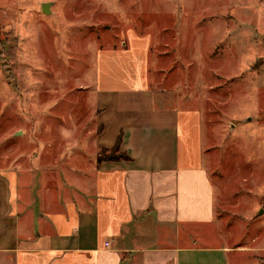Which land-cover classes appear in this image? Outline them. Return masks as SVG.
I'll return each mask as SVG.
<instances>
[{
	"label": "rangeland",
	"instance_id": "obj_1",
	"mask_svg": "<svg viewBox=\"0 0 264 264\" xmlns=\"http://www.w3.org/2000/svg\"><path fill=\"white\" fill-rule=\"evenodd\" d=\"M258 57L264 0H0V169L23 153L38 180L59 163L91 166L97 81L160 80L204 114L216 221L210 238L188 242L242 245L227 264H264V94L249 71Z\"/></svg>",
	"mask_w": 264,
	"mask_h": 264
},
{
	"label": "crops",
	"instance_id": "obj_2",
	"mask_svg": "<svg viewBox=\"0 0 264 264\" xmlns=\"http://www.w3.org/2000/svg\"><path fill=\"white\" fill-rule=\"evenodd\" d=\"M258 59L249 71L264 94V59L251 62ZM108 80L97 81L93 149L85 150L94 164L56 159L38 180L23 153L0 169V264H227L229 252L245 247L187 240L210 238L205 230L216 221L203 112L179 102L160 80ZM120 133L130 159L99 162Z\"/></svg>",
	"mask_w": 264,
	"mask_h": 264
},
{
	"label": "trees",
	"instance_id": "obj_3",
	"mask_svg": "<svg viewBox=\"0 0 264 264\" xmlns=\"http://www.w3.org/2000/svg\"><path fill=\"white\" fill-rule=\"evenodd\" d=\"M121 138L122 133L119 134L116 143L111 148H102L98 153V161L102 160H117V159H130V156L121 151ZM120 153V154H119Z\"/></svg>",
	"mask_w": 264,
	"mask_h": 264
},
{
	"label": "water",
	"instance_id": "obj_4",
	"mask_svg": "<svg viewBox=\"0 0 264 264\" xmlns=\"http://www.w3.org/2000/svg\"><path fill=\"white\" fill-rule=\"evenodd\" d=\"M49 2H45L44 4H43V11L44 12H51V10H50V8H49Z\"/></svg>",
	"mask_w": 264,
	"mask_h": 264
}]
</instances>
